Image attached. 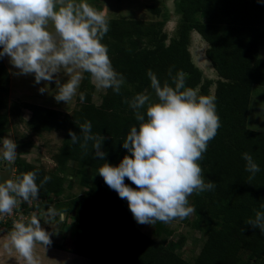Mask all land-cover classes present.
Returning <instances> with one entry per match:
<instances>
[{
    "label": "trees",
    "instance_id": "trees-1",
    "mask_svg": "<svg viewBox=\"0 0 264 264\" xmlns=\"http://www.w3.org/2000/svg\"><path fill=\"white\" fill-rule=\"evenodd\" d=\"M148 8L160 19L108 18L109 31L102 43L125 83L119 94L111 88L105 89L99 104L91 101L93 85L88 73H84L78 89V105L70 112L20 103L17 99L8 102L5 97L9 72L0 58V139L7 130L8 115L4 110L16 117L22 105L30 111L26 122L32 131H63L62 142L53 156V170L20 157L13 163L14 179L36 170L38 184L45 176L51 177L40 188L39 198L31 203L22 202L19 210L29 217L40 210L39 205L46 204L45 208L62 212L64 222L71 218L72 252L97 264H264V233L247 223L255 218L257 211L264 212V131L247 126L252 88L264 86V57L260 55L264 49V0H174L179 19L171 36L163 30L166 10L156 5ZM191 31H196L207 44L204 59L216 73L215 80L204 76L192 59ZM170 69L172 76L184 72L186 87L201 95L214 96L220 118L215 138L198 161L205 182H213L215 188L188 197L189 204L195 208L193 218L180 219L203 236L199 252L192 260H186L176 251L177 241L165 242L166 239H156L138 228L127 201L119 198L102 177L92 180L99 175L98 169L105 161L95 157L91 143L85 154L68 134L71 129L80 135L79 126L90 121L92 132L107 138L102 145L105 160L118 165L127 154L122 142L132 126L139 127L134 110L125 99L147 92L155 100L147 73L151 70L162 85L168 82L174 87ZM81 92L83 100L79 96ZM245 152L260 169L251 184L246 182L250 173L242 158ZM68 161L75 163L70 171ZM64 174L79 176L78 183L85 190L63 197L65 188L73 186L71 181L64 185ZM125 183L136 187L127 178ZM56 218L60 220L59 215ZM163 224L156 222L157 236L161 231L158 229L165 231ZM62 239L64 236L59 240Z\"/></svg>",
    "mask_w": 264,
    "mask_h": 264
},
{
    "label": "clouds",
    "instance_id": "clouds-1",
    "mask_svg": "<svg viewBox=\"0 0 264 264\" xmlns=\"http://www.w3.org/2000/svg\"><path fill=\"white\" fill-rule=\"evenodd\" d=\"M108 31L107 11L98 10L87 0H0V58L8 57L18 70L14 75H32L37 84L43 81L41 93L47 92L48 84L54 81L57 103L67 104L77 94L84 73L90 75L97 89L111 88L120 93L125 78L114 69L108 48L102 43ZM61 72L67 77L63 83L58 75ZM147 75L156 99L147 92L125 99L139 127L132 126L122 142L127 154L118 165L105 160L102 145L107 138L94 134L90 121L79 126L80 135L71 129L68 134L85 154L91 143L95 157L105 161L98 169L105 184L127 201L138 224L152 226L157 221L170 223L187 218L195 212L188 197L215 188L213 182H205L198 161L215 138L220 118L215 97L186 87L183 71L172 76L169 70L174 87L168 82L162 85L151 70ZM79 96L84 99L83 92ZM2 147V159L14 163L16 141L4 138ZM242 158L250 173L246 182L251 184L259 165L247 152ZM37 175L38 170L28 171L0 182V215H11L21 201L39 198L40 188L51 177L45 176L38 184ZM125 178L136 187L126 184ZM57 215L62 223L63 213L53 208L28 220L22 217L9 228L2 248L9 253L14 249L25 264H40L34 254L36 244L46 249L52 243V233L41 221L50 225ZM247 223L264 233V212L257 211Z\"/></svg>",
    "mask_w": 264,
    "mask_h": 264
},
{
    "label": "rangeland",
    "instance_id": "rangeland-1",
    "mask_svg": "<svg viewBox=\"0 0 264 264\" xmlns=\"http://www.w3.org/2000/svg\"><path fill=\"white\" fill-rule=\"evenodd\" d=\"M87 2L98 10H106L108 18L124 16L126 18L142 20L160 19L161 16L157 17L148 8L149 5L159 6L162 11L166 10L168 14L163 30L167 32L169 36L173 35L179 19V16L174 10V0H87ZM49 28L50 30L52 29L51 23ZM206 45V42L196 31H191L189 50L192 59L203 71L205 74L204 76L207 75L209 78L215 80L217 78L216 73L211 68L209 61H207L206 58V60L204 59ZM260 55L264 57V49H261ZM1 61L9 72L8 92L5 97L8 102L17 99L20 103H35L41 106L58 109L62 113L70 112L77 107V94L67 104L64 102L57 103L54 99V94L57 91L54 81L48 84L47 92L41 93L39 89L44 86L43 81H41L40 84H37L32 75H14L13 73L18 70L12 67L9 63L8 57L5 56L1 58ZM58 75L62 83L66 81L67 77L63 72ZM89 82H91L90 76ZM91 84L93 85L91 101L95 104H99L104 95L105 89H97L92 82ZM213 91L214 85L211 86V92L213 93ZM4 111H6L8 115V121L7 130L0 139V182H4L7 179H14L13 163L9 164L2 159V143L4 138H10L16 141L17 157L34 165L43 166L48 170H53L55 168L53 156L58 151L62 142L63 131L55 129L40 133L32 131L31 128L27 126L26 122L30 116V111L26 109L24 105L20 107L19 115L16 117L9 115L8 110ZM247 126L251 129L264 131V86L255 85L252 88ZM29 142L31 143L30 146L27 145ZM67 165L69 171L70 168L75 167V163L72 161H68ZM64 175V185L71 181L73 186L65 188L62 195L63 197L77 195L85 190V187L78 183L79 176L76 177L69 174ZM99 178H101V176L96 175V178L94 176L92 180H99ZM40 206L45 207L46 204L39 205V207ZM192 218L193 214L189 216L190 220ZM55 221L58 222L59 220L56 218ZM62 223L64 227H68L64 239H53L51 245L46 249L43 245L39 243L36 244L34 254L39 258L40 264H97L91 262L88 258L76 255L72 252L74 225L69 217L65 222L62 221ZM155 224L152 226L138 224V228L156 239L164 238L166 239L165 242L169 240L174 242L177 241L178 247L176 248V251L186 260H192L199 252L203 236L197 229L191 228L186 222L180 219H176L170 223L163 224L165 231L158 229L161 231L157 236ZM0 229V264H25V261L19 257V254L16 253L14 249L9 253L2 248V244L9 234V225L6 227L4 224L0 223Z\"/></svg>",
    "mask_w": 264,
    "mask_h": 264
},
{
    "label": "flooded vegetation",
    "instance_id": "flooded-vegetation-1",
    "mask_svg": "<svg viewBox=\"0 0 264 264\" xmlns=\"http://www.w3.org/2000/svg\"><path fill=\"white\" fill-rule=\"evenodd\" d=\"M48 208H45V207H41L40 210L38 212H36V214H39L41 211H47ZM32 216H29L26 218V220L30 219ZM56 219V218H55ZM42 223V226L47 230L49 231L50 233H52L51 235V240L53 239H61L62 236H64L66 233H67V228L65 230V227L63 225V223H61V221L59 220L58 222L54 221L52 222L50 225L49 224H44L43 221H41ZM53 231H56L57 234L55 237H53Z\"/></svg>",
    "mask_w": 264,
    "mask_h": 264
},
{
    "label": "built area",
    "instance_id": "built-area-1",
    "mask_svg": "<svg viewBox=\"0 0 264 264\" xmlns=\"http://www.w3.org/2000/svg\"><path fill=\"white\" fill-rule=\"evenodd\" d=\"M23 201H21L18 206L14 209L13 213L11 215H0V223L4 224L6 226V224H9V228L12 229L14 222L20 220L22 217L26 220V218L28 217V214H23L20 212L19 210V206ZM31 203V202H29ZM8 226V225H7ZM6 226V227H7ZM1 230V229H0Z\"/></svg>",
    "mask_w": 264,
    "mask_h": 264
},
{
    "label": "water",
    "instance_id": "water-1",
    "mask_svg": "<svg viewBox=\"0 0 264 264\" xmlns=\"http://www.w3.org/2000/svg\"><path fill=\"white\" fill-rule=\"evenodd\" d=\"M72 215H74V212H72ZM66 228H67V227L65 226V230H66ZM56 234H57V232H54V233H53V237H55Z\"/></svg>",
    "mask_w": 264,
    "mask_h": 264
}]
</instances>
